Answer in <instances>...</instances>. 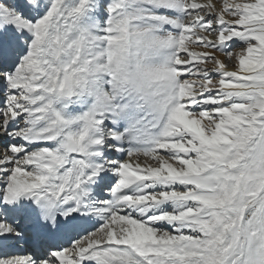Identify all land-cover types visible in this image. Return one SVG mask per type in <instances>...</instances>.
Instances as JSON below:
<instances>
[{
  "label": "snow or ice",
  "instance_id": "obj_1",
  "mask_svg": "<svg viewBox=\"0 0 264 264\" xmlns=\"http://www.w3.org/2000/svg\"><path fill=\"white\" fill-rule=\"evenodd\" d=\"M0 264H264V0H0Z\"/></svg>",
  "mask_w": 264,
  "mask_h": 264
}]
</instances>
